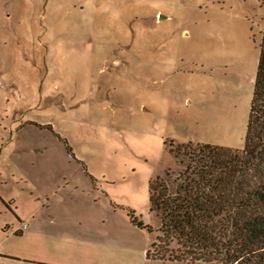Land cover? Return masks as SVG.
<instances>
[{
  "label": "rangeland",
  "instance_id": "1",
  "mask_svg": "<svg viewBox=\"0 0 264 264\" xmlns=\"http://www.w3.org/2000/svg\"><path fill=\"white\" fill-rule=\"evenodd\" d=\"M263 18L264 0H0V264H189L146 258L162 255L148 184L183 171L176 145L242 151ZM16 120L32 182L97 180L103 203L67 211L115 214L88 228L109 242L15 235L14 206L35 205L11 173Z\"/></svg>",
  "mask_w": 264,
  "mask_h": 264
},
{
  "label": "trees",
  "instance_id": "2",
  "mask_svg": "<svg viewBox=\"0 0 264 264\" xmlns=\"http://www.w3.org/2000/svg\"><path fill=\"white\" fill-rule=\"evenodd\" d=\"M65 149L75 160L66 144ZM170 152L183 171L174 177L167 170L148 184L149 208L160 220L162 255L147 251L146 258L264 264V18L242 151L187 143Z\"/></svg>",
  "mask_w": 264,
  "mask_h": 264
},
{
  "label": "crops",
  "instance_id": "3",
  "mask_svg": "<svg viewBox=\"0 0 264 264\" xmlns=\"http://www.w3.org/2000/svg\"><path fill=\"white\" fill-rule=\"evenodd\" d=\"M15 122H17L18 124L15 123V125L13 122L15 128L13 130L12 127H10V138L9 141H7V143L5 144L7 147L14 146L12 147V149L10 150V154L8 155L9 160H18V164H14L12 166L10 165L11 173H17L19 177H22L25 180V183L30 189L28 198L35 204L30 208V210L24 213L19 212L18 207L14 206L16 215L15 217L19 221V224L23 223V226H26L25 229H22L23 226L17 228L18 230H16L15 235H21L22 230H26L28 234L46 235L48 237L62 239L63 241L70 243L89 242L100 244L109 242L110 240H108L106 232L95 230V228H88H92L100 223L103 224V220L107 218V216H109L108 218L116 217L115 214L105 212L101 213L98 211L90 213L67 211V208L70 209V207L73 206L77 207L78 204L85 206V204L82 203L89 204V206L94 204L96 207L99 206V203H103L104 196L99 192L96 186L97 180L95 179L92 181V178L86 179L87 181L85 182L70 180L60 182L53 186L42 184L39 179L34 180L37 181L35 183L32 182L31 178L29 179V177L27 176V173H31V171L37 170V167H34L31 162L29 163V165L26 164V167L23 166V155L17 156L15 153H13V151L16 150V148L20 145V142H18V140H21V131L23 130V128L33 125L25 124V122H22L20 120H16ZM13 131L14 134L12 133ZM64 150L66 151L65 147ZM36 152H38V150ZM86 175L88 177H91L90 174H85V177H87ZM36 177H39V172L36 174ZM68 177H72L73 180L74 174ZM84 200L87 201L84 202ZM8 203L16 205L12 199H10ZM52 203L54 204V207H51ZM61 204L63 205L62 207H64L66 210H57L58 207H61ZM23 220L25 222H23ZM78 221H81L82 223L84 222L85 224H80ZM60 246H62L63 248H68V246L65 245Z\"/></svg>",
  "mask_w": 264,
  "mask_h": 264
},
{
  "label": "built area",
  "instance_id": "4",
  "mask_svg": "<svg viewBox=\"0 0 264 264\" xmlns=\"http://www.w3.org/2000/svg\"><path fill=\"white\" fill-rule=\"evenodd\" d=\"M25 228H26V226H23V227H22V229H25Z\"/></svg>",
  "mask_w": 264,
  "mask_h": 264
}]
</instances>
